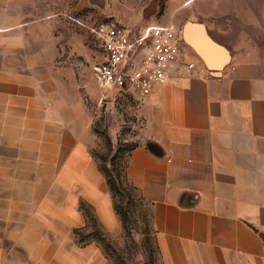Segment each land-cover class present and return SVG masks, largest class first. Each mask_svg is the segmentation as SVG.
<instances>
[{"label": "crops", "instance_id": "0c3cea01", "mask_svg": "<svg viewBox=\"0 0 264 264\" xmlns=\"http://www.w3.org/2000/svg\"><path fill=\"white\" fill-rule=\"evenodd\" d=\"M76 7L174 24L194 69L101 88ZM123 128L162 264H264V0H0V264H113L76 232H123L94 154Z\"/></svg>", "mask_w": 264, "mask_h": 264}, {"label": "built area", "instance_id": "2783aa9c", "mask_svg": "<svg viewBox=\"0 0 264 264\" xmlns=\"http://www.w3.org/2000/svg\"><path fill=\"white\" fill-rule=\"evenodd\" d=\"M68 20L85 29L101 49L92 66L97 84L118 96L143 99L155 83L163 82L179 64L190 73L195 63L184 57L174 24H149L130 28L114 17L88 21L67 14Z\"/></svg>", "mask_w": 264, "mask_h": 264}, {"label": "rangeland", "instance_id": "374dc122", "mask_svg": "<svg viewBox=\"0 0 264 264\" xmlns=\"http://www.w3.org/2000/svg\"><path fill=\"white\" fill-rule=\"evenodd\" d=\"M79 0H75V4H77ZM87 8V7H86ZM75 14L76 16L83 17L84 20H88L90 22L92 21H101V20H107L111 19L109 17L112 16H105L100 17L97 14L90 12L86 10L85 8H81L79 10L78 7H76L73 11H63L60 12V16H62L65 20H68L67 14ZM69 21V20H68ZM77 30L85 33L88 37V39L91 41V47L98 48L97 43L94 41V38L91 37L90 34L87 33L85 29H82L81 27H76ZM97 55V56H96ZM95 59L92 61V66L97 63L100 60L99 54H94ZM105 104L103 103L102 108H104ZM102 120V114L99 116V120ZM98 127V124H95V128ZM99 132L102 136V142L99 147H96L94 149V154L97 157L99 161L100 168H104L109 171L111 175H115V172L123 165L126 157H127V148L131 146L132 144H135L134 141L129 139V136L126 135L127 132H130V129L123 128L121 134L117 137V139L114 142H111L109 137L104 133L101 132L99 129ZM119 197V196H118ZM120 199V197H119ZM136 229L133 230V238L135 240V243H132L130 241V238L127 236H123L122 234L116 238L111 239L115 246L111 245L108 249V251H104L105 254L111 259V261L115 260L119 264V258L118 253L116 251L117 248L122 249V259L125 264H161V262L156 258V251L154 244L147 246V245H139V237L138 232L141 230V224L140 222L137 223L135 226ZM96 230H98L93 224L91 226V236L89 237L87 234H84L83 232H76V237L78 239L84 240L86 239H96ZM98 242V240H97ZM101 246L105 243L104 240H101L98 242ZM108 252V253H107Z\"/></svg>", "mask_w": 264, "mask_h": 264}, {"label": "trees", "instance_id": "16d2710c", "mask_svg": "<svg viewBox=\"0 0 264 264\" xmlns=\"http://www.w3.org/2000/svg\"><path fill=\"white\" fill-rule=\"evenodd\" d=\"M134 147L135 144H132L127 148V155ZM100 169L104 173L111 190L114 208L121 216L123 224V236L129 237L130 241L136 244L133 238V230L136 229L135 226L140 222L141 230L138 232V236H140L139 245L150 246L153 243L156 251V258L162 264L160 250L156 241L155 230L151 224V214L148 204L143 199V196L140 194L139 190L128 180L126 175V159L123 165L115 172L114 176L111 175L108 170L104 168ZM88 218L92 221V218L89 217V215ZM95 236L98 242L101 240L105 241V243L102 245L104 251H108L109 247L114 244V242L109 237L99 230H96ZM113 246H115V244ZM116 251L118 253L119 264H125L122 259V249L117 248ZM112 262L113 264H118L115 260ZM153 264L155 263L153 262Z\"/></svg>", "mask_w": 264, "mask_h": 264}]
</instances>
